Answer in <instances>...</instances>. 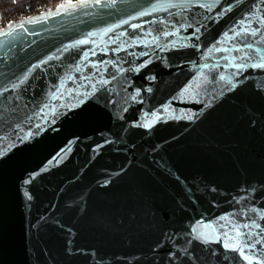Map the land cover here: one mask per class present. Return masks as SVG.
Masks as SVG:
<instances>
[{
	"label": "water",
	"instance_id": "obj_1",
	"mask_svg": "<svg viewBox=\"0 0 264 264\" xmlns=\"http://www.w3.org/2000/svg\"><path fill=\"white\" fill-rule=\"evenodd\" d=\"M261 64L264 0H65L1 27L0 264H264Z\"/></svg>",
	"mask_w": 264,
	"mask_h": 264
},
{
	"label": "built area",
	"instance_id": "obj_2",
	"mask_svg": "<svg viewBox=\"0 0 264 264\" xmlns=\"http://www.w3.org/2000/svg\"><path fill=\"white\" fill-rule=\"evenodd\" d=\"M46 8H48V5L43 1L33 0L15 1L11 6L0 7V28L5 27L11 21L19 20L31 14H37Z\"/></svg>",
	"mask_w": 264,
	"mask_h": 264
},
{
	"label": "snow or ice",
	"instance_id": "obj_3",
	"mask_svg": "<svg viewBox=\"0 0 264 264\" xmlns=\"http://www.w3.org/2000/svg\"><path fill=\"white\" fill-rule=\"evenodd\" d=\"M68 2L71 3V0H68ZM97 3H99V0H97ZM60 7H64V5H60ZM28 19H29V22H32L31 18H28ZM241 23H243V22H241ZM19 27L22 28V27H23V23H21V24L19 25ZM241 31H246V29H243V28H242ZM247 47H251V45H247ZM243 66H244V65H242V64L234 65V67H237V68H242ZM258 66H259V67H264V64H261V65H258ZM205 67H207V65H205ZM21 82H22V81H21ZM13 87H16V85H13ZM221 219H223V217H222ZM203 227L207 228L208 226H207V225H204ZM243 227L247 228L248 225H243ZM257 227H259V225H257ZM232 230L236 233V236H235V237H232V239H234V240L239 241V239H240L241 236H243V235H247V234L241 233V232H240V229L237 228V227H235V226H233V229H232ZM193 232H196V229H195V228H193ZM223 235H224V236H227L228 234H227V233H224ZM200 236H201V237L204 236V233H200ZM252 246L254 247V245H252ZM225 247H226V248L239 249L241 255H243V254H244V248H245V247H248V244L245 243L244 246L242 247V246H241V243H239V242H237V243H226V244H225ZM244 259H246V260H251V257H249V256H244Z\"/></svg>",
	"mask_w": 264,
	"mask_h": 264
},
{
	"label": "trees",
	"instance_id": "obj_4",
	"mask_svg": "<svg viewBox=\"0 0 264 264\" xmlns=\"http://www.w3.org/2000/svg\"><path fill=\"white\" fill-rule=\"evenodd\" d=\"M15 0H0V7H8L13 5ZM24 1V0H16V2ZM33 1H43L45 4H51L49 6H53L59 2H62V0H33ZM48 6V7H49Z\"/></svg>",
	"mask_w": 264,
	"mask_h": 264
},
{
	"label": "rangeland",
	"instance_id": "obj_5",
	"mask_svg": "<svg viewBox=\"0 0 264 264\" xmlns=\"http://www.w3.org/2000/svg\"><path fill=\"white\" fill-rule=\"evenodd\" d=\"M15 1H16V0H15ZM15 1H14V2H15ZM17 2H18V1H17ZM47 5L49 6V5H51V4H47ZM53 6H54V5H53ZM49 7H52V6H49ZM49 7H48V8H49Z\"/></svg>",
	"mask_w": 264,
	"mask_h": 264
}]
</instances>
